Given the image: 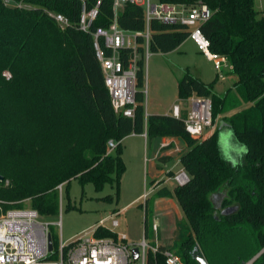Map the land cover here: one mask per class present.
I'll list each match as a JSON object with an SVG mask.
<instances>
[{
    "label": "trees",
    "instance_id": "16d2710c",
    "mask_svg": "<svg viewBox=\"0 0 264 264\" xmlns=\"http://www.w3.org/2000/svg\"><path fill=\"white\" fill-rule=\"evenodd\" d=\"M29 8L8 6L0 0V214L30 207L51 216L58 206L59 184L68 189L71 179L92 183L99 191L106 183L117 192L125 165L121 141L130 134L179 137L188 150L179 161L188 181L158 197H174L188 222L187 234L176 241L179 264H198L194 249L208 264H264V11L254 0H160L211 10L201 24L212 53L226 59L232 86L220 96L213 84L186 72L177 83V98H209L215 131L191 136L181 118L145 114L144 39L138 37L136 106L133 117L117 115L111 106L93 46L94 38L78 28L80 0H15ZM113 0H102L91 31L107 27L113 18ZM95 0H87L91 8ZM47 11L61 13L69 24L61 29ZM125 30L143 32V7L126 3L117 17ZM148 50L169 52L188 38L178 23L151 20ZM126 64L128 49L120 51ZM9 71L10 78L4 75ZM237 90L246 104L232 117L222 116L228 92ZM185 116V112L182 114ZM219 118V119H217ZM218 120V121H217ZM234 147H245L238 160L225 157L222 134ZM117 145L108 149V140ZM166 161L165 157H159ZM25 201H28L26 206ZM153 204V202H152ZM236 206V211L222 210ZM75 208L68 205L67 209ZM145 209H148L146 199ZM97 238L117 239L102 225ZM54 245V243H53ZM74 246L68 243L63 254ZM145 264H165L158 245ZM57 251L48 258L56 259Z\"/></svg>",
    "mask_w": 264,
    "mask_h": 264
},
{
    "label": "rangeland",
    "instance_id": "374dc122",
    "mask_svg": "<svg viewBox=\"0 0 264 264\" xmlns=\"http://www.w3.org/2000/svg\"><path fill=\"white\" fill-rule=\"evenodd\" d=\"M254 4L258 11H264V0H254ZM227 71L225 66H221L218 71L213 62L200 53L189 38L169 52L145 51V114L167 112L175 103L182 105L183 102L177 98V83L186 72L207 83L213 82L218 75L213 84V92L224 95L232 86ZM4 75L11 77L9 71H5ZM245 106L237 90L232 89L228 92L222 116L232 117ZM216 125L215 122L213 126L205 129L203 136L211 135ZM224 137L221 136L219 143L224 156L229 157L230 143ZM160 141L161 137L146 138L145 141L138 134H130L122 139L121 157L125 169L119 181L118 192L115 184L106 183L101 190L96 191L92 183L81 184L75 178L71 179L68 189L63 185L61 200L58 192L56 213L40 218L51 223L49 229L54 249L59 246L60 239L68 244L84 232L89 234L98 225H102L118 234L116 240L110 239V245L119 254L121 264L141 263V257L138 260L132 259L131 248L137 247L141 251L142 242L152 247L158 246L157 244L169 246L167 249L177 255V250L172 245L183 238L189 228L184 213L174 197L177 208L169 203L152 204L159 189L172 191L176 185L175 180L167 174L168 168L176 160L167 163L159 158L161 156L160 153L157 155V151ZM186 145L184 140L178 139V146L182 151L188 150ZM156 185L158 186L155 187ZM25 204L28 206V201ZM68 205L75 208L67 209ZM57 221L60 225L54 224ZM114 221H117L116 226H113ZM122 235L125 239L121 238ZM70 250L74 251V246ZM150 250L146 247L145 256Z\"/></svg>",
    "mask_w": 264,
    "mask_h": 264
},
{
    "label": "built area",
    "instance_id": "2783aa9c",
    "mask_svg": "<svg viewBox=\"0 0 264 264\" xmlns=\"http://www.w3.org/2000/svg\"><path fill=\"white\" fill-rule=\"evenodd\" d=\"M5 5L29 8L30 5L22 1L2 0ZM82 2L78 28L83 32H90L94 38V49L97 60L103 74L104 84L108 90L111 106L117 115L133 117L136 106L137 92V70L139 42L138 37L144 39L145 50H148L149 23L155 19L166 23H178L189 30L188 38L196 45L198 51L208 60L212 61L219 71L221 66L229 68L226 59L216 55L210 50V41L201 31V24L211 15V10L206 4L196 3L193 5L175 4L152 0H113V18L107 27H96L91 31V25L97 17L102 0H95L91 8H87V0ZM126 3L143 7L145 16V30L136 32L122 29L117 22L120 10ZM57 25L64 29L68 19L61 13L47 11ZM129 50L127 63L121 59L120 51ZM183 107L175 103L172 106L171 115L181 118L185 130L191 136H203L205 129L213 126L212 103L209 98L192 95L187 99L180 100ZM185 110V116L182 114ZM147 116V115H146ZM108 149L113 150L117 142L113 139L107 142ZM168 144H161L160 149ZM176 184L182 185L188 181V175L180 170L173 175ZM64 184H59L56 189L61 193ZM42 216L30 207L11 208L0 214V264H121L120 256L110 245L111 238H97L94 230L88 234L84 232L74 240V251L67 250L65 255L63 249L67 245L59 242L54 249L50 232L49 222L40 220ZM54 224L60 225L57 221ZM117 221L113 222V226ZM51 238L52 249L48 248V238ZM122 239L124 235L121 236ZM140 252V264H145V249L149 247L156 253L158 246H149L142 242ZM132 249V248H131ZM55 251L58 253L56 259L48 258ZM165 264H179L176 254L166 249L163 252Z\"/></svg>",
    "mask_w": 264,
    "mask_h": 264
},
{
    "label": "crops",
    "instance_id": "0c3cea01",
    "mask_svg": "<svg viewBox=\"0 0 264 264\" xmlns=\"http://www.w3.org/2000/svg\"><path fill=\"white\" fill-rule=\"evenodd\" d=\"M181 106L183 107V105H181ZM171 111H172V107L169 108V110L167 112H164V113L163 112H152V114L171 115ZM184 112H185V110L182 109V113H184ZM152 114H150V115H152ZM146 115H148V114L146 113ZM138 135L143 136L145 138V141H146V138H147L146 137V133H142V134H138ZM221 136H225L224 138H228L227 142L230 143L231 152H229V157L228 158L230 160H238V159H240L241 156L245 153V147H243V146L234 147V145L232 143V137H231V135L229 133L222 134ZM178 139H179V137H161V141H160V144H159V149L157 151V155L160 153L161 157H165L166 158L167 163H170L174 159L176 160L175 163H173V165L170 168H168V170H167V174L171 178H173V175L175 173H177L180 170H183V167L180 164L179 158H180L181 154H183L184 152L187 151V150L182 151L179 148ZM162 143L168 144V146L163 148V149H160ZM176 153H179V154H176ZM173 155H175V157ZM158 185H156L155 187H157ZM161 189H166V188H161ZM161 189H159V190H161ZM166 190H168V189H166ZM157 203H169L172 207L177 208L175 203H174V201H173V197H158L156 195V198L153 200V206L156 205ZM180 239H178V240H180ZM178 240H176V241H178ZM157 245H162V244H157ZM164 246H166V245H164ZM166 247H169V246H166Z\"/></svg>",
    "mask_w": 264,
    "mask_h": 264
},
{
    "label": "water",
    "instance_id": "95a60500",
    "mask_svg": "<svg viewBox=\"0 0 264 264\" xmlns=\"http://www.w3.org/2000/svg\"><path fill=\"white\" fill-rule=\"evenodd\" d=\"M4 181V177L0 175V182ZM236 206H232V207H228L222 210V213L227 215V214H231L233 212L236 211ZM48 248L49 250L52 249V243H51V238H48ZM194 251V259L198 264H208V262L206 261V259L198 252H196V249L193 250ZM131 255H132V259L133 260H138L139 256H140V252L139 249L137 247H132L131 249Z\"/></svg>",
    "mask_w": 264,
    "mask_h": 264
}]
</instances>
